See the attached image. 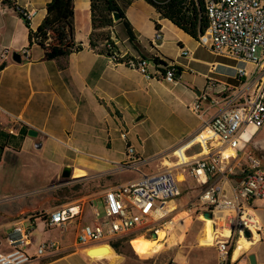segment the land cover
<instances>
[{"label":"crops","instance_id":"1","mask_svg":"<svg viewBox=\"0 0 264 264\" xmlns=\"http://www.w3.org/2000/svg\"><path fill=\"white\" fill-rule=\"evenodd\" d=\"M48 1L0 0V229H4L6 234L13 222L23 221L27 224L29 221L26 219L39 210L50 211L57 206L81 202L82 214L70 227L65 230L44 227L37 240L32 237L31 243L34 241L35 247L31 243L23 247L28 254L34 255L40 241L56 240L60 243V251L33 258L26 264H152L140 258L149 251L137 253L130 243H125L126 252L117 253L108 244L101 250L94 249L99 256H91L88 254L90 248L76 242V231L80 224L93 222L91 205L97 207L95 201H101L106 189L138 179V172L116 168L117 163L125 160L121 132H126V139L133 146L130 130L135 125L130 122L133 118L134 122H138L135 121L137 114H147L153 104L161 102L154 94L166 81L159 76L162 68L151 61L152 56L168 60L163 48L170 41L168 38H174L178 57L186 60V63L175 62L180 69L179 78L182 68L188 65V56H180V48L184 46L183 37H191L144 0H133L130 4L117 0L124 17L115 22L110 32L115 53L123 60L115 62L110 56L89 46L90 0H73V37L81 48L58 59H46L44 49L37 43L29 42L28 32L29 28L36 30L42 22L47 13ZM16 6L35 12L29 20V27ZM170 28L171 33L168 31ZM157 29L161 31L162 39L152 45L151 40ZM25 48L29 50V57L22 56L19 63L12 61L11 52L21 53ZM4 51L8 52L6 59L1 58ZM137 57L151 59L149 69L157 74L153 79H146L122 63ZM236 65L231 69H221L219 75L222 79L219 80L234 82ZM203 88L196 91L200 92ZM195 97L196 92H192L191 103ZM200 124L199 120L191 126L186 125L166 140H187ZM30 129L37 134H28ZM119 140L121 148H118ZM194 142L184 143L190 144L180 151ZM180 143L171 144V151ZM249 146L260 158L264 168V125L254 133ZM198 150L197 146L194 152ZM167 156L170 160L172 156L175 158L172 153L164 156L160 160L163 167L174 164L175 160L169 161ZM183 159L187 160V157ZM44 165L46 167L42 169V175L46 178L43 181L46 187L37 189V192L43 191L40 200L32 206L29 203L15 206L7 202L11 186L5 176V168L9 166L11 173H15L24 168L33 169L34 166ZM66 166L70 168V175L63 178L61 173ZM142 166L141 171L145 172ZM177 175L182 191L178 202L182 206L187 205L198 195L200 187L193 188V180L181 171H177ZM251 205L260 237L246 250L239 249L237 242L240 237L250 240L254 233L247 238L246 235L234 234V246L230 251L234 264H264V199H254ZM195 225L198 231L192 236L193 241L200 246L199 239L202 237L201 247L212 251V256L205 258V264H217L213 241L210 246L203 244L202 218L196 217L190 224L188 222L183 237L178 241L186 238L188 231ZM211 227L215 240L222 239L224 230L214 227V222ZM54 229L59 231L60 236H51L49 231ZM70 229L73 230L71 236L68 233ZM179 248L174 256L176 264H190L187 253L182 251L181 246ZM5 249L4 239L0 240V250Z\"/></svg>","mask_w":264,"mask_h":264},{"label":"built area","instance_id":"2","mask_svg":"<svg viewBox=\"0 0 264 264\" xmlns=\"http://www.w3.org/2000/svg\"><path fill=\"white\" fill-rule=\"evenodd\" d=\"M204 4L212 12V34L208 39H201L199 34L196 41L237 61L234 82L206 79L204 88L189 105L201 124L187 140L173 148V166L142 172L145 162L126 139V132H121L125 160L117 163L116 168L136 171L139 177L106 189L101 196L102 212L91 205L93 222L77 227L76 242L80 245L101 250L116 237L139 231L157 233L159 229L171 232L182 228L185 220L190 224L194 216L204 219L203 213L209 212L214 227L232 234L230 244H219L214 238L217 264H234L230 257L234 234L244 236L248 232L247 238L260 233L251 201L264 199V168L249 144L264 125V0H224V6H217V0H204ZM16 10L28 21L35 13L19 6ZM161 39L162 33L157 29L151 44ZM21 55L28 58V48ZM189 55L180 48V56ZM7 56L8 52H2L1 58ZM122 63L146 79L157 75L150 71L146 57ZM165 63L159 76L174 83L179 68L172 60ZM188 141L195 142L181 152L190 144L183 145ZM195 145L199 147L197 152L192 151ZM177 171L193 180V188L200 187L195 199L183 206L178 202L182 191ZM81 214V202H74L50 211L39 210L26 219L27 224L13 222L4 237L6 249L0 250V264H26L33 258L59 252L61 246L56 240L40 241L34 255L24 250V245L32 241L34 220L40 218L47 229L65 230Z\"/></svg>","mask_w":264,"mask_h":264},{"label":"rangeland","instance_id":"3","mask_svg":"<svg viewBox=\"0 0 264 264\" xmlns=\"http://www.w3.org/2000/svg\"><path fill=\"white\" fill-rule=\"evenodd\" d=\"M170 30L171 28L168 29L171 33ZM168 39L170 41H167L163 48L168 57V61L172 60L173 62L180 61L186 63V60L178 57V46H176L177 44L174 41V38ZM183 42V48L190 53L187 57V67L182 68L183 72L181 76L176 78L174 83H162L158 89V93L154 94L158 96V99H161V102L157 105L153 104L151 110L147 114L141 113V115H145V118L138 122H134L133 118L130 122L131 125H135V127L130 130V136L133 138V140L130 141L134 146L137 156L145 162L142 166V170L145 172L161 169L163 165L160 163V160L167 154L172 153L170 145L183 141L166 140L167 138L177 134L182 127L186 125L191 126L192 124L199 122V119L190 111L191 109L189 107L192 92H196V90H199L204 86L203 84L206 83L205 79H222V76L219 75L221 69H231L237 64L235 59L215 53L198 44L194 39L183 37ZM138 115L139 114L136 116ZM131 125L128 127H131ZM118 144V148H121L122 143L120 140L118 141ZM196 150L197 146L195 145L193 146L192 151ZM169 158L170 157L168 156L166 157L169 161L175 160L173 156L171 157V160ZM46 165L40 167L34 166L33 169L24 168V170L16 171L15 173H11L12 169L7 166L4 170L6 171L5 176L7 180L10 181L11 186L7 193V196L9 197L7 202L15 206H20L26 203H29L32 206L36 201L40 200L39 197L43 195V191L37 192V189L46 187L43 185V181H45L46 178L42 175V169L45 168ZM0 204H2V202ZM95 204L102 212L101 201L98 199L95 201ZM195 218L196 217L194 216L193 220H195ZM35 222L36 226L33 230L32 237L34 240H37V237L40 236L45 226L40 218H37ZM195 226L196 227L193 226L194 228L188 231V235L182 241L175 240L174 245L169 246L167 242L159 252H145L140 258L147 259L152 262V264H169L171 262L176 264L174 258L175 251L180 249L179 246H181V248H183L182 251L187 253V259H189L190 264H205V258L208 256L211 257L212 251L208 252L204 250V247H201L203 246L201 244L202 237L199 239L200 246H198L197 242L193 241L192 236L198 231V226ZM72 232L73 230L71 229L68 231L70 236ZM49 233L53 237L60 236L57 229L49 231ZM174 233L175 231H171L170 236L173 237ZM4 235V229H0L1 241L4 239ZM137 235H143L147 239L151 238V234L144 231L132 233L130 236L133 238ZM34 243V241L31 243L32 246ZM123 251H127L126 246L123 247ZM88 254L91 256H99L94 249L88 250Z\"/></svg>","mask_w":264,"mask_h":264},{"label":"trees","instance_id":"4","mask_svg":"<svg viewBox=\"0 0 264 264\" xmlns=\"http://www.w3.org/2000/svg\"><path fill=\"white\" fill-rule=\"evenodd\" d=\"M132 1L123 0V3L130 4ZM144 1L195 40L208 27V16L204 0ZM46 9L47 13L36 30L29 28V42L39 44L44 49L46 59H58L72 51L79 50L81 46L75 42L73 37L74 1L49 0ZM115 10L119 11L121 18L124 17L122 7L117 0H90L91 31L88 36V43L92 49L107 56L112 55L116 62H120L123 58L117 57L110 32L115 24L112 18V12ZM18 13L29 27V21L20 12ZM151 59L149 60L159 67L166 65L163 60L157 57L152 56ZM131 238L130 235H122L110 240L108 244L117 253L122 252L125 243H129Z\"/></svg>","mask_w":264,"mask_h":264},{"label":"bare ground","instance_id":"5","mask_svg":"<svg viewBox=\"0 0 264 264\" xmlns=\"http://www.w3.org/2000/svg\"><path fill=\"white\" fill-rule=\"evenodd\" d=\"M206 6V14L208 16V27L206 31L201 34V39H208L211 37L212 34V12H209V5ZM217 6H224V0H217ZM113 59L115 60L114 56ZM116 61V60H115ZM204 233H203V244L206 246H210L212 241L214 240L215 236L213 231L211 230V224L213 223L212 219L204 218ZM189 220H185V224L182 228H176L174 231V236H170L169 230L166 229H159L156 233L155 239H147L142 235H137L133 237L129 243L132 247V249L137 252H144V251H151L159 252L163 247L164 244L168 242L169 245H174L175 240L178 241L183 236L184 228L188 224ZM218 229V228H217ZM220 230H217L219 232ZM223 238L220 240H217L216 242L219 244H230L232 241V234H225V232H222ZM260 237L259 233H254L253 237L250 240L245 239L244 237H240V239L237 242L238 248L242 249H249L250 246L253 244L254 241H256ZM231 251V249H230Z\"/></svg>","mask_w":264,"mask_h":264},{"label":"water","instance_id":"6","mask_svg":"<svg viewBox=\"0 0 264 264\" xmlns=\"http://www.w3.org/2000/svg\"><path fill=\"white\" fill-rule=\"evenodd\" d=\"M112 18H113V21H114V22H117L118 20H120V19H121V14L119 13V11H117V10L113 11V12H112ZM10 56H11L12 61H14V62L19 63V62L22 61V55H21L20 52L12 51L11 54H10ZM166 61H167V60H165V62H166ZM199 93H200L199 91H196V95H197V96L199 95ZM142 117H143V115H141V114L138 115V116L136 117L135 121H139V120H141ZM28 134H30V135H32V136H35V135L37 134V132H36L35 130H33V129H30V130L28 131ZM69 175H70V168L66 166V167H64L63 170H62L61 176H62L63 178H68ZM203 217H204V218L211 219V213H209V212H205V213H203ZM245 235L248 236V235H249L248 232H245ZM155 238H156V233H155V232L151 233V239H155Z\"/></svg>","mask_w":264,"mask_h":264}]
</instances>
